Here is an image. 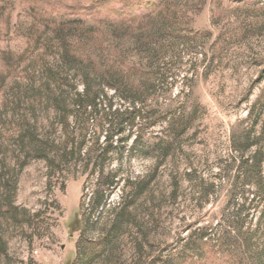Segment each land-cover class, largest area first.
Returning a JSON list of instances; mask_svg holds the SVG:
<instances>
[{"label": "rangeland", "instance_id": "rangeland-1", "mask_svg": "<svg viewBox=\"0 0 264 264\" xmlns=\"http://www.w3.org/2000/svg\"><path fill=\"white\" fill-rule=\"evenodd\" d=\"M96 1L11 0L0 14V264H164L202 228L264 264V0H161L125 26L82 15L72 37L112 40L93 58L146 116L105 155L111 132L54 86L55 42L37 20ZM118 94L104 86L98 113L132 106Z\"/></svg>", "mask_w": 264, "mask_h": 264}, {"label": "trees", "instance_id": "trees-1", "mask_svg": "<svg viewBox=\"0 0 264 264\" xmlns=\"http://www.w3.org/2000/svg\"><path fill=\"white\" fill-rule=\"evenodd\" d=\"M161 0H97L89 8H81L78 6H67L65 11L53 14L46 12V16H39L38 22L44 27L46 31H49L51 38L55 42L56 46V58L58 68L55 73L52 74V81L55 87L62 88L69 86L74 93L73 103L71 104L73 109L83 108L87 118L90 112L99 115V122L102 125H106L107 129L111 132V135L107 136L109 144L107 148H103V154H107L113 147V134L120 133L123 127L128 125L129 127L135 126V120L146 116L142 115L140 110L135 108V104L138 101L137 96L122 94L117 82L115 74L109 72L110 66H102L100 62L94 60L95 57L101 56L103 58L106 48H109L112 44V40H106L107 37H102V34L98 29L89 28L86 29L84 37H72L71 32L78 28V23L81 21L82 15L96 16L100 13L105 17V21L109 23L118 24L119 26L128 25L131 22H135L138 19L147 18L151 14L155 13L158 9ZM11 4V0H0V14L4 7ZM31 9H41L42 6L35 3L28 4ZM116 5V6H115ZM44 13V12H43ZM101 14V15H102ZM106 41V42H105ZM61 69L64 70L65 75L61 73ZM116 77V78H115ZM78 84H81V89H77ZM104 86L112 88L114 91H118V96L128 104H132L130 108L124 110H112V105L109 103L106 111L99 114L97 110V98L102 95ZM126 89V88H124ZM124 91H129L128 88ZM56 107H61V104L57 102ZM92 108V111H91ZM60 113V112H57ZM91 115V114H90ZM64 120L60 121V124L66 125L67 114H63ZM89 118L86 119V123H89ZM151 122L148 126H153ZM117 135V134H116ZM144 143L143 138L135 136V147L141 146ZM83 140L77 144V150L81 149ZM169 147V142H164V153ZM72 154V152H71ZM259 165V164H258ZM259 167V166H258ZM113 182H110L107 187L112 186ZM172 198L176 199L175 188L171 191ZM102 198L97 199L96 206H100ZM118 225V224H117ZM78 220L72 223L71 231H74L78 227ZM198 234H190L188 239L184 241L179 250L168 257H164V264H244L241 258V254H232L227 251V240L223 236H219L216 240H212L208 237L206 230L203 228L198 230ZM109 237V233L106 235ZM99 241H94L90 246L82 252L86 257L91 254L97 255V245ZM76 253V252H75ZM76 255V254H75ZM206 256V257H205ZM208 256L210 259H208ZM197 261H194L195 258ZM227 258L230 259L227 260ZM154 259V258H152ZM158 258H155V262ZM233 262V263H232Z\"/></svg>", "mask_w": 264, "mask_h": 264}]
</instances>
